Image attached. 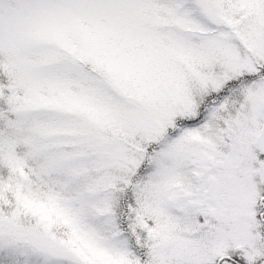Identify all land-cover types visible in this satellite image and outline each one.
Segmentation results:
<instances>
[{
  "label": "snow or ice",
  "instance_id": "1",
  "mask_svg": "<svg viewBox=\"0 0 264 264\" xmlns=\"http://www.w3.org/2000/svg\"><path fill=\"white\" fill-rule=\"evenodd\" d=\"M0 264H264V0H0Z\"/></svg>",
  "mask_w": 264,
  "mask_h": 264
}]
</instances>
